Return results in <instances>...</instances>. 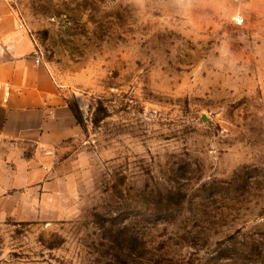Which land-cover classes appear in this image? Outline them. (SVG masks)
<instances>
[{"label":"rangeland","instance_id":"obj_1","mask_svg":"<svg viewBox=\"0 0 264 264\" xmlns=\"http://www.w3.org/2000/svg\"><path fill=\"white\" fill-rule=\"evenodd\" d=\"M252 1L10 2L81 132L46 160L48 181H11L0 264H264Z\"/></svg>","mask_w":264,"mask_h":264},{"label":"crops","instance_id":"obj_2","mask_svg":"<svg viewBox=\"0 0 264 264\" xmlns=\"http://www.w3.org/2000/svg\"><path fill=\"white\" fill-rule=\"evenodd\" d=\"M252 3L264 12V0ZM10 9L0 3V202L12 191L11 181H29L30 187L48 181L46 160L81 132L67 92L44 62H36V44Z\"/></svg>","mask_w":264,"mask_h":264},{"label":"built area","instance_id":"obj_3","mask_svg":"<svg viewBox=\"0 0 264 264\" xmlns=\"http://www.w3.org/2000/svg\"><path fill=\"white\" fill-rule=\"evenodd\" d=\"M13 1H15V0H0V3L5 2V3H8L10 5V2H13ZM231 1L234 2V3H240L241 4V3H246L249 0H231ZM18 20H19V25L21 27H25L26 28V26L24 25V23L22 22V20H21V18L19 16H18ZM243 21H244L243 18L242 19L241 18H238V22L239 23H242ZM35 54H36V62L37 63H41L42 62V59H41L40 53H39V51L37 49H36Z\"/></svg>","mask_w":264,"mask_h":264},{"label":"trees","instance_id":"obj_4","mask_svg":"<svg viewBox=\"0 0 264 264\" xmlns=\"http://www.w3.org/2000/svg\"><path fill=\"white\" fill-rule=\"evenodd\" d=\"M70 106H71V105H70ZM71 108H72V111L74 112V115H75V117H76L77 122L80 124V122H81V117L79 116L78 108L75 109L73 106H71Z\"/></svg>","mask_w":264,"mask_h":264}]
</instances>
